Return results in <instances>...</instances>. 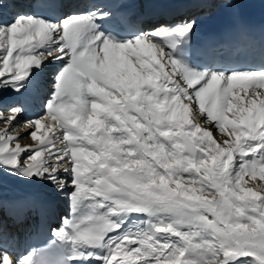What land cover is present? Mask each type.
<instances>
[{"label":"snow or ice","instance_id":"obj_1","mask_svg":"<svg viewBox=\"0 0 264 264\" xmlns=\"http://www.w3.org/2000/svg\"><path fill=\"white\" fill-rule=\"evenodd\" d=\"M61 6L29 0L0 23V170L45 186L0 183V264H264V192L243 187L257 166L264 179V28L240 18L245 0L222 5L225 38L205 45L190 16L153 22L176 0L94 3L59 22L27 11ZM49 59L63 66L45 115L25 121L40 144L22 146L9 130L26 106L8 90L22 95ZM61 194L69 215L48 250L14 255Z\"/></svg>","mask_w":264,"mask_h":264},{"label":"bare ground","instance_id":"obj_2","mask_svg":"<svg viewBox=\"0 0 264 264\" xmlns=\"http://www.w3.org/2000/svg\"><path fill=\"white\" fill-rule=\"evenodd\" d=\"M74 1V0H73ZM72 1V2H73ZM225 0H176L177 3L183 5L179 9L175 10L178 12V20L181 18L192 17L198 22L203 21L207 13H210L217 7H219ZM250 0H245L249 2ZM142 2L147 3L148 0H142ZM29 3V0H0V23L8 21L10 22L13 19L11 14H16L17 11L25 10L26 5ZM70 0L66 2L65 6L69 5ZM21 4L23 8H18L16 6L15 10L10 12L8 6ZM211 5V6H209ZM30 14H34V10H27ZM136 11H148L147 9H137ZM186 11L185 17H182L181 13ZM10 14V15H9ZM66 12L63 13L61 19L64 18ZM184 14V13H183ZM204 18V19H203ZM203 19V20H202ZM59 22V21H57ZM172 21L168 22L171 23ZM219 22V18L208 19L204 22V28H213ZM167 51V49H165ZM159 59V56H158ZM163 62V61H162ZM62 64L59 61H53L49 59L45 62L42 68L34 69L32 76L29 77L26 88L21 89V94L12 93L11 89L8 90L9 98L11 96L17 97L16 99L21 104H25V111L19 117V121L15 122L14 128L10 129L9 132L12 135L19 134V142L21 145H33L38 146L40 141L32 138L28 135L31 131L35 130L34 124L29 127L25 124V121H34L36 116H44V105L51 98L52 92L54 91L53 85L55 83V77L58 71L62 68ZM47 80V82H46ZM4 97H0V105L3 104ZM7 115L8 113L5 112ZM190 118H194L195 122L200 123L202 128H211L213 138L220 142L222 133L216 130L215 127H212L211 124H206L204 122V117L201 116L198 112H193ZM55 123L50 120H46L45 124ZM5 128L4 122L0 121V131H3ZM52 133L48 131L47 127L42 128L38 133L39 136L45 138L49 137ZM15 141H13V144ZM258 175V174H257ZM252 177L248 175L245 177V184L247 187L252 188L255 191L263 192V182L262 179H259L258 176ZM0 183H2L10 192H15L17 194H24L34 187H45L40 184L38 181L33 180L32 182L25 181L18 176H11L8 172L0 170ZM262 186V187H261ZM47 214V221L49 223V229L52 233V229L56 228L58 225L62 224L64 218L69 215V205L66 194H61L57 197V200L54 203H50L47 207L43 209ZM37 231V228H31L27 232L22 234V238L14 249V255L19 256L21 254L29 252L34 248V236ZM122 256V254H121ZM120 257H118L119 259Z\"/></svg>","mask_w":264,"mask_h":264},{"label":"rangeland","instance_id":"obj_3","mask_svg":"<svg viewBox=\"0 0 264 264\" xmlns=\"http://www.w3.org/2000/svg\"><path fill=\"white\" fill-rule=\"evenodd\" d=\"M14 6H16V7H18V8H19V7H20V8H23L21 4H15V5H11V6L9 5V6H8V10H9L10 12H12V10H14V11L16 12L17 10H15V7H14ZM9 15H10V14H9ZM11 15H12L13 18H14L15 14H11ZM46 82H47V80H46ZM241 94H243V93H241ZM186 130H187V129H186ZM216 130H217V129H216ZM224 135H225V134H224ZM256 171H257V174L259 175V167H258V166H257V170H256ZM258 175H257V176H258ZM258 178L261 179V178H260V175L258 176ZM244 181H245V180H244ZM263 181H264V179H262V182H263ZM262 186L264 187V182H263V185H262ZM262 186H261V187H262ZM243 187H247V185L245 184V182L243 183ZM262 190H263V192H264V188H263ZM205 194H207V193H205Z\"/></svg>","mask_w":264,"mask_h":264}]
</instances>
